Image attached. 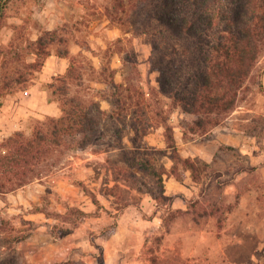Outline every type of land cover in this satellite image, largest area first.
<instances>
[{"label": "rangeland", "instance_id": "obj_1", "mask_svg": "<svg viewBox=\"0 0 264 264\" xmlns=\"http://www.w3.org/2000/svg\"><path fill=\"white\" fill-rule=\"evenodd\" d=\"M3 3L0 41L23 38L24 62H17L18 66L38 60V46L29 41L40 36L50 55L63 57L59 53H67L68 57H63L67 66L71 58L82 66L84 87H95L88 95L81 91L87 103L109 111L110 105L103 99L105 85L93 80L99 76L97 70L103 61L109 69L115 68V79L129 87L135 100L137 91L144 92L142 102L148 105L152 119L141 142L159 151L157 166L172 165L164 117L174 127L175 142L183 156L201 150L208 157L207 160L191 155L197 179L186 170L184 177L177 180L180 183L176 197L172 192H164L165 197L156 200L152 194V190L158 194L155 179L130 163V127L112 125V121L93 109L97 126L92 132L77 136L50 160L52 167L46 177L68 180L59 187L49 186L48 192L40 195L41 206L45 203V208L51 207L55 227L71 231L84 217L92 216L94 209L98 213L102 208L113 217L112 220L109 217L111 224L103 233L107 235L116 226L120 230L110 264H264V50L251 69L234 109L208 134L187 143L180 126L181 110L159 90V73L151 59L152 44L149 35L140 28L146 15V7L140 0H3ZM52 34L56 37L54 41L49 38ZM38 75L39 71L33 69L26 88L35 83ZM52 102L58 104L56 100ZM33 124L28 118L20 130L29 134ZM117 128L120 130L116 132ZM214 136L223 141L213 144ZM242 144L249 152L239 149ZM79 162L82 165H76ZM169 177L175 178L168 171L163 176L164 188L174 190L177 187L172 181L169 183ZM63 191L74 197L76 192L82 193L92 205L84 211L80 205L83 200L72 202L61 198ZM128 204L131 206L125 216L118 217ZM25 209L22 206L20 211ZM9 230L8 225L0 227V258L14 257L19 262L15 241L21 234L8 233ZM96 249L87 257L88 262L78 259L62 264H100L99 258L104 255L101 247Z\"/></svg>", "mask_w": 264, "mask_h": 264}, {"label": "trees", "instance_id": "obj_2", "mask_svg": "<svg viewBox=\"0 0 264 264\" xmlns=\"http://www.w3.org/2000/svg\"><path fill=\"white\" fill-rule=\"evenodd\" d=\"M140 1L146 7L140 28L149 35L152 44L151 59L159 73V90L181 110L183 138L204 136L234 109L251 69L264 50V0ZM3 8L0 0V23ZM107 11L112 12L108 8ZM49 38L56 40L54 34ZM22 42L23 38L18 36L10 37L6 43L0 41V105L8 93L26 89L33 69L40 71L50 55L39 36L29 41L38 46V60L18 66L17 62H24ZM59 55L68 57L67 53ZM69 60L64 72L42 83L49 100L57 101L59 114L30 117L34 121L31 133L17 130L0 140V192L48 176L51 158L69 147L77 136L92 132L97 126L94 110L112 121V125L130 127V163L155 179L158 194L153 190L152 194L156 200L165 197L163 176L168 171L180 180L189 170L197 179L195 161L179 151L174 127L167 123L166 117L162 122L172 165L157 166L155 159L159 151L142 144L141 138L147 134L152 119L148 105L142 102L143 91H137L135 100L129 87L115 79V68L109 69L101 61L99 76L93 80L105 85L103 99L108 101L110 109L93 106L80 93L87 94L95 87H84L82 66L72 58ZM2 222L0 227L4 225ZM99 259L103 264V259ZM0 264H17V261L14 257H1Z\"/></svg>", "mask_w": 264, "mask_h": 264}, {"label": "crops", "instance_id": "obj_3", "mask_svg": "<svg viewBox=\"0 0 264 264\" xmlns=\"http://www.w3.org/2000/svg\"><path fill=\"white\" fill-rule=\"evenodd\" d=\"M66 68L65 58L54 54L49 55L39 71L35 83L26 89L8 93L2 99L0 105V140L20 130L23 122L30 117L43 118L46 115L59 114L57 105L49 100L48 90L42 86V83L50 81L53 75L64 72ZM194 140L188 139L187 143H191ZM213 141L214 144L217 141L222 142L223 140L214 136ZM239 149L244 153L249 152L244 144ZM195 151L191 153L192 156L198 155L208 160V157L201 150L199 152L198 150ZM214 153L215 151H213L212 155ZM80 163L76 165H80ZM177 180L176 178L169 177V183L172 181L173 185L177 188L165 190V193L172 192L174 198L176 197L175 192L180 183ZM86 181L84 179V182ZM65 183H68V180L65 181L59 177H44L41 180H35L17 189L0 192V224L4 221L2 222L4 225L10 226L8 233L18 231L21 234L15 241V247L18 249L17 258L19 259V262L17 260V264H57L78 259L88 262L87 257L94 252V247H97V249L101 247L104 255V257L102 256L104 264H110L113 244L116 235L120 233L119 226H116V229H113L107 235L103 233L106 230V226L111 224L109 219L111 218L112 220V216H108V213L102 211V208L98 210V213L94 209L93 215L84 217L79 226L71 231H62L59 226L55 227V221L52 220L50 212L51 207L45 208V203L41 206V193L48 192L49 186L59 187ZM80 194L76 192L77 197H74V195L70 196L67 191H63L61 198L70 199L72 202L83 200L80 203L81 208L87 211L92 203H89L86 196L82 193ZM22 206L27 209L20 211ZM130 206L131 204L125 206L118 217L125 216ZM28 223H34V228H29ZM91 232L95 234V243L91 240V236L93 235ZM3 247L6 246L3 245Z\"/></svg>", "mask_w": 264, "mask_h": 264}]
</instances>
